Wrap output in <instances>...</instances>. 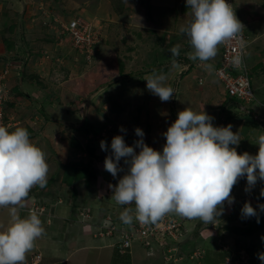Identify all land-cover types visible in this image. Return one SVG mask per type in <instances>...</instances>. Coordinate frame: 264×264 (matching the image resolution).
<instances>
[{
  "label": "rangeland",
  "instance_id": "obj_1",
  "mask_svg": "<svg viewBox=\"0 0 264 264\" xmlns=\"http://www.w3.org/2000/svg\"><path fill=\"white\" fill-rule=\"evenodd\" d=\"M87 1L89 0H0V74L6 70L8 71L6 78L3 80L2 88L10 97L8 102L11 103L14 108L16 107L17 109L18 107L21 109L19 114L29 118L31 114H41L43 110H46L43 104L45 95H34L28 101L26 98L20 97L13 92L15 89V77L13 74H20L19 70L21 69L9 66L8 61L17 54L21 58L23 57V47L20 42L24 28L25 37L30 44V51H32L31 55H29L30 58L27 56V60L24 64V67H26L25 77L31 74L36 75V78H33L31 81L37 84V82L40 81L37 79L38 77H40L42 82L45 80V78L41 76V73L47 72L50 73V82L54 81V79L58 80L57 83H53L56 87L44 85L46 89L48 88L46 93L53 94L51 98L55 99L54 102L56 106H58V127H61V123L69 125V128L67 127V132L71 131L75 134L73 139H75V137L78 138L76 141H73V143L71 142L69 148L66 149L67 157L66 152L57 147L54 141L52 143L48 141L49 145L44 144L47 148L46 152L48 153L47 156L49 159L47 160L49 165L48 175H50L48 178L54 177V180L57 179L63 182L65 176L63 174L58 176V174H60L58 170L65 169L66 171L64 164L65 167L67 165L70 167V164L74 165L80 162L85 165L92 163V169L95 170L97 179H94L91 184H87L85 179L78 181L79 184H74L79 191H76L77 197L74 198L75 207L73 206L70 210L73 211L71 213L73 216H80V213L83 212L87 221H82V223L92 228V231H95L96 235L99 236L101 233V229L99 228L105 221L103 227H108L110 223L116 221L124 224L120 218V214L125 206H120L111 199L112 192L109 185L118 184L119 179L123 177L125 172L122 171L118 173V176L114 178L104 168V161L106 157L111 154V141L115 136H123L127 146H134V142L140 139V137L136 136L135 129L140 128L145 133L144 142L149 147L157 151H162L163 145L166 143V139L162 134L167 131L168 127L173 122H175L178 112L187 107H191L196 112L205 111L208 115L214 117L213 125L216 127H227L231 124L233 126V132H240V144L238 146H232L237 148L239 154L245 152L252 155L257 154L259 151L257 139L261 134H264V130L261 128L262 125L257 124L258 122L255 123V116L247 117L246 115L245 120L247 121L243 124L241 130H239L240 120L238 122H226L228 111L225 106H227L228 101H230V96L225 93L224 84L215 74L210 78L208 85L205 84L204 86H199L200 74L197 76V79H193L192 77L189 79L183 77L182 80H178L177 77H174L172 80L166 79L164 83L175 90L173 98L168 102H162L159 97L147 90V82L143 80L145 75L151 74L154 70L158 74L161 72L165 74L167 70L159 67L169 64L168 62L172 56L167 47L170 49L172 45H167L166 47L165 44V47L161 48L160 46H163L162 41L158 42L155 38L156 32H151V34H149V39L146 40L149 46L145 48L142 42L144 46L142 47L140 45L139 47V51L140 49H146L145 51H148V58L143 55L137 58L133 54L134 51L127 52L129 44L124 41L127 35L126 31H130L129 28H134L135 32L128 33V36H130L137 34L136 28L146 29L149 28V26L151 28H162L165 30L174 28V24H169L177 22V17L173 15L174 12L172 11L174 5L176 9L180 6L181 9L184 10L182 13L185 12V14H188L179 22V24H181L179 27L180 31V29L185 27L191 20V14L186 7V0H124L123 4L126 6L125 15L121 18L119 17V19L118 15H113L115 20L117 19L116 21H119V25L122 24L123 27H112L110 21L99 22V19H96V25L100 23L103 27L102 31L99 30V39H102V37L103 39L109 37V43L102 44V46L101 44H94L91 49L92 51H90L92 53L88 55L89 57H85L81 56L79 54L80 52H77L78 49L75 47L74 41L68 38L67 35H64L62 26L77 17L83 20L86 19L88 23H92V21H89L90 19H87L94 18L92 13L85 14L86 11L83 12V9L89 10V8L84 7ZM234 1L238 3L237 10L240 21L242 20L243 22L246 16H248L246 17L248 20L250 14H254V18L251 17L253 20L251 25L256 24L258 29L261 28V25H264V21L262 23V20H264V0ZM94 8L95 4L93 3L90 10ZM147 13H150L152 17L148 16ZM84 14L87 17H85ZM169 18L170 20L167 24ZM105 27H107L106 32H104L106 29ZM247 30L244 28V33H247ZM260 34L261 37L258 41L262 44L261 48L264 49V28H262ZM182 35L184 34L182 33ZM52 39L56 40L55 45L50 44V42L45 43V45L41 43L42 41H51ZM250 40L249 38L248 42ZM181 43H183L182 48L187 47L191 50L186 37L182 39ZM10 44L14 46L12 49H10ZM130 47H132L131 44ZM24 50L26 49L24 48ZM64 50L65 52L67 51V56L62 62H59V60L55 58L50 59L53 54H62ZM46 52L49 54H46ZM184 52L182 54H185ZM44 54L46 56L45 59L37 58ZM125 55H130L132 58H127ZM48 56H50V58ZM181 58L183 61L186 59L182 56ZM215 58L220 59L221 53L219 52ZM215 58L207 62V64L212 65L210 70L199 60L195 61L196 67H199L197 68L199 69L198 72L201 73L202 76L207 77L209 73L214 71L216 65ZM121 61L127 62L123 74L119 72ZM57 64L62 66L60 70L57 68ZM263 64L262 67H264ZM38 68L41 70L38 71ZM58 70L61 75L56 77L55 71ZM190 80L191 82L189 85L192 84L191 87L188 86ZM28 81L31 82L30 79ZM251 81L255 96L256 93H259L258 101L264 102V72L260 73L257 78H255L253 72H251ZM34 86L35 88H41L40 91L44 89L41 84L38 85L39 87H37V85ZM194 89L195 91H193ZM223 100L224 102H222ZM23 103L30 105V109L35 110V108H38V111L32 110L31 112L30 110L28 112H23L25 110L27 111ZM221 103H224V105ZM73 105L75 106V110L78 107H82L80 115H84V118L94 125L95 133L86 135L83 132L82 127L85 125L86 120L84 121L83 119V122L81 121L80 124H75L77 122L76 119H71L70 121L71 113L59 112L64 107L70 109ZM218 105L220 107H218ZM223 107L226 109L225 115L223 113ZM249 107L255 111V114L264 118V106L261 103L256 102L249 105ZM116 108H118V110ZM231 108L236 113L237 117L241 118L237 106ZM12 109L10 107L6 109L9 122L11 120H13V122L16 121L18 117L16 116L18 112L14 109V111H16L15 114ZM77 112L76 110V113ZM72 116L76 117L73 113ZM78 120L80 121L79 118ZM64 125H62V127L66 128ZM121 127L125 129L124 132L120 131ZM40 130L41 128L39 127V130L36 132ZM245 130H247L246 133L244 132ZM49 134L51 135L50 132ZM102 140L107 141L109 151L106 152L101 149L100 142ZM88 145L91 146L88 147ZM40 146H43V144L41 143ZM78 146L86 149H94V156L90 157L91 155L89 156L87 152L78 149ZM139 151L140 149H136L137 153H139ZM61 156L66 157V161L64 160V162L68 161L67 164L61 160ZM119 167L124 168L126 171L123 158L120 161ZM72 170L74 173L75 170H77V172L83 171L79 167L72 168ZM102 177H104L106 181H100ZM54 180L46 184L41 198H46V194L51 192L50 187H54ZM246 187V177L241 178L234 186L231 193L232 197H234V202L232 204H228L227 201L224 203L223 215H221L214 224L221 226L220 229L216 230L213 224L203 223L199 219L190 220L173 214L184 223L183 227H185V236L178 242L179 249H177V251H183L184 256H182V260H179L176 264H227L225 261L229 255H227L226 251H231L233 254L230 264H252L250 261L251 257H254L253 260L256 261V264H261L257 255L259 253H264L263 240L261 239V237L264 236V230L261 235L253 237L251 241V239L240 238L239 236L227 233L224 229L225 225L236 226L248 221V218H243L239 213V218H237L236 221L230 219L233 213L238 212L236 209L237 201L244 200L239 203L241 209L246 202H260L255 197H261L260 191L264 188V181H258L255 187L249 192L245 191ZM35 189L41 188L36 187ZM78 193H80V199H78ZM37 196L38 195H33V198ZM261 198L264 199V197ZM30 199L29 197L25 199L27 210L32 208V201H29ZM62 200L65 203L66 200L61 199V201ZM252 206L255 207V205ZM126 207H132L134 209V205H128ZM96 217L97 219H95ZM80 218L82 219V217ZM92 218L99 221L100 225H94L91 221ZM134 221L135 220H133V222ZM88 230L90 231L91 229H87L86 231ZM107 231L108 229L103 232L102 237H107ZM95 233L91 232L92 235H95ZM254 242L257 247L252 251L253 254L241 250V247L244 245H249ZM170 244V246H167L168 249L175 247L172 245L173 241H170ZM145 247L146 244L135 243L132 260L128 258V264H130V262L132 264H166L165 257L168 258L170 256H172L170 258V263L167 264H175L173 262L175 254L164 252L168 249L162 247L159 243H151L148 247L150 249L149 251H151L150 254L153 256H148V251ZM105 251L111 250L108 249ZM157 251L159 252L158 254ZM34 252L38 253L41 252V250L29 251L26 254L33 256ZM63 254L64 257H58V255H56L57 257L53 259L54 262H56L55 264H70V262L73 264H85V262L87 264H97L100 255L104 257L100 264H111L110 260L106 261L105 252L100 253L90 250L80 255V258L83 260H78V256H72L70 252ZM162 257H164V260ZM41 264H44L43 261Z\"/></svg>",
  "mask_w": 264,
  "mask_h": 264
},
{
  "label": "clouds",
  "instance_id": "obj_2",
  "mask_svg": "<svg viewBox=\"0 0 264 264\" xmlns=\"http://www.w3.org/2000/svg\"><path fill=\"white\" fill-rule=\"evenodd\" d=\"M186 7L191 20L180 31L187 37L191 48L187 55L191 60H199L210 70L212 65L207 62L216 57L220 45L235 41L239 48L245 47L246 41L242 37L245 27L227 0H186ZM97 27L102 31L100 23ZM102 40L103 37L97 44ZM169 52L173 67H179L175 60L179 46H173ZM232 62L239 64L240 56L233 57ZM166 79L165 74L155 70L143 79L147 82V90L162 102L170 101L175 92L164 83ZM235 103L239 113L244 111L248 117L255 116L257 124L264 130V118L255 114L249 105ZM213 120L214 117L205 111L196 112L191 107L179 111L175 122L162 134L166 139L162 151L144 142L145 133L140 128L135 129L140 139L134 146H127L120 135L112 139L111 154L106 157L104 168L114 178L125 172L118 184L109 185L111 199L125 206L120 214L124 224L116 221V225L127 226L133 220L142 225L156 224L166 214L215 224L223 214L224 203L234 202L231 193L241 178L246 177V192L258 181H264V134L257 139V154H239L232 146L240 144V132H233L231 124L216 127ZM120 131L125 129L121 127ZM100 147L109 151L107 141L102 140ZM136 149H140L139 153ZM122 158L126 171L119 167ZM48 172L46 154L31 141L26 128L10 129L0 125V208H6L10 218L8 225L0 230V264H25L26 253L44 235L39 215L32 211L21 218L19 210L33 187L46 186ZM260 196L264 197V188ZM252 203L243 205L241 215L243 218L257 217L259 223V213ZM128 205H134V209L126 207ZM258 208L264 211V204H259ZM80 216L82 221H87L83 212ZM115 236L119 237L118 234ZM261 239L264 240V236ZM135 243L128 254L132 253ZM116 245L117 242L115 249L118 252ZM257 258L264 264V253H259Z\"/></svg>",
  "mask_w": 264,
  "mask_h": 264
},
{
  "label": "crops",
  "instance_id": "obj_3",
  "mask_svg": "<svg viewBox=\"0 0 264 264\" xmlns=\"http://www.w3.org/2000/svg\"><path fill=\"white\" fill-rule=\"evenodd\" d=\"M232 1H233L234 6L237 10L238 3L235 2L234 0H232ZM93 3L95 4V8L90 10V7ZM84 7L89 8V10L83 9V12L86 11L85 14L86 13H92V15L94 16V18H87V19H90L89 21H92V23L94 25L96 24V21H97L96 19H99V22L110 21L111 26L119 25V23H118L119 21H116L117 19L115 20V18L113 17V15H117V14L114 11L113 3H111L110 0H89V1H87V3H85ZM176 10H177V12H176ZM172 11L174 12L173 15L177 17L176 18L177 22H173V23H169V24H174V28H170L169 30H165L162 28L161 29L156 28L157 31H155V28H153V27L151 28L149 25H148L149 28H146L145 30L136 28L138 33L136 35L134 34V35L129 36V44H131L132 47H130V45H129L127 52L134 51L133 54L137 58L141 57L142 55L144 57L146 56V58H148V56H149L148 51H145L146 49L145 50L140 49V51H139V47H140V45L142 47L145 45V48L147 46H149L148 43L146 42V40L149 39V37H150L149 34H151V31L154 33L156 32V36L161 38L163 40V43H164L163 46H160L161 48H164L165 44H166V47H167V45H172V47L173 46H179V55L177 57H175V60H176L177 64L179 65V67H177V68L173 67V64H172L173 57H170L168 65H164V66L159 67V68H162L164 70L165 69L167 70L165 72V75L168 76L167 79L172 80L174 77H177L178 80H180V79L182 80L183 77L185 79H189L190 77H192L193 79H197V76H199V74H200L199 86H204L205 84L208 85L212 75L215 74V76H217L216 75L217 66L222 62L221 45L219 46L218 53H217V54H219V52L221 53V58L220 59L215 58L216 59V65L214 67L215 68L214 71L209 73V76H207V77L202 76L201 73L198 72L199 69H197V68H199V67H196V63H195L196 60L195 61L191 60L187 55L191 50L187 47L182 48L183 43H181V42H182V39L186 36L182 35V32L180 33L179 27L181 26V24H179V22L182 18L186 17L188 14L182 13L180 6H178V9H176L175 5L172 7ZM85 14H84V16L87 17ZM237 14H238V18L240 20L238 10H237ZM85 17H84V19H85ZM246 17H248V16H246ZM246 17L243 20V22H242V20H241V22L243 23L246 30L248 29L247 35L251 39L249 41L247 62H248V65L251 69V72H253V76L255 78H257L260 73L264 72V67H262V64L264 63V49L261 48L262 44H260V41H258V40H260V37H261L260 32L262 31V28H264V25H261V28L258 29L256 27V24L251 25L253 23L252 18H254V14H250V17L248 18V20L246 19ZM118 19H119V17H118ZM169 20H170V18L167 20V24H168ZM185 21H186V19H185ZM263 21L264 20H262V23H263ZM105 28L106 29L104 30V32H106V30H107V27H105ZM67 37L70 38L68 34H67ZM186 39H187V37H186ZM48 42H50V44H54V45L56 44L55 39H52L51 41H49V40L42 41L41 43L45 45V43H48ZM142 42L144 43V45ZM108 43H109V37L108 38L106 37V39H103L102 42L99 43L98 45L101 44V46H102V44H108ZM167 49L169 50L168 47H167ZM183 52L185 54H182ZM68 53H69V51H68ZM46 54H49V53L46 52ZM29 55H31V54L30 53L28 54V58H30ZM80 55L84 56L82 54H80ZM66 56H67V51L65 52V50H64V52L62 54H59V55L53 54L51 56V58H50V56H48V57L50 59L55 58V59L59 60V62H62L66 58ZM125 56H127V58L128 57L132 58V56H130V55H125ZM181 56L185 57L186 59L184 61L181 60L182 59ZM45 57L46 56L44 54V55L37 57V58L38 59H42V58L45 59ZM26 60H27V57L25 59V62H26ZM8 62L12 63L13 68L21 69V70H19L20 74H17V73L13 74V76L15 77V85H14L15 89L13 90V92L15 94L19 95L20 97L26 98L28 101L34 95L35 96H38L39 94H41L42 96L45 95L44 100H43V104L46 107V110H43V113L36 114V115L31 114V117L26 118V117H23V115L19 114V112H21V109H19L18 107L16 109V107L14 108L11 103L7 102L8 104H6V106H5V111H6L7 107H10L11 109L13 108L12 111L14 113L16 111L18 112V114L16 115V116H18L17 120L15 119L16 121H14V122H13V120H11L9 122L8 117H7V121L9 123V128L14 129L18 126L26 128L28 130V132L30 133L31 141L34 144H36L38 147H40L43 150V152L46 154V160H49V159L47 156L48 153L46 152L47 148L44 146V144L49 145L48 141L51 143L54 141L56 143L57 147H59L61 150H64L66 152V157H67L66 149L69 148L71 142L73 141V137L75 136V134L72 133L71 131L67 132V127L69 128V125H64L63 123H61V127L60 128L58 127L59 126L58 125L59 122L57 120L58 106H56V103L54 102L55 99L51 98L53 94L46 93L48 91V88L46 89V87L44 86V85H48V87H51V86L56 87L53 83L54 82L57 83L58 80L54 79V81L50 82V80H49V74L50 73L44 72V73H41V76L43 78H45V80L42 82L40 77H38L37 79H39L41 82L39 81V82H37V84H35L31 80L33 78H36V75L31 74V75L25 77V75H26V73H25L26 67H24L25 62H23V61H19V62L8 61ZM61 67H62L61 65L59 66L57 64V68H59V70ZM40 70L41 69L38 68V71H40ZM59 70L55 71L56 77L61 75ZM30 76H31V78H28ZM29 79L31 82L28 81ZM17 80H18V82H17ZM190 82H191V80L188 82L189 87L192 86V84L189 85ZM40 84H41L42 88L44 87L43 91H40L41 88L40 89L35 88V86H34V85H37V87H39L38 85H40ZM30 90L33 93H31ZM73 90H74V88H73ZM193 91H195V89ZM256 96H257L256 99L258 101L259 93H256ZM222 102H224V100ZM257 103H261L264 106L263 101H258ZM23 104H25V103H23ZM221 104L224 105V103H221ZM225 105H226V102H225ZM25 106H26L27 111L25 110L23 112H28L30 110L32 112V110H34V109H30V105L25 104ZM218 107H220V106L218 105ZM225 107L227 108V106H225ZM225 107H223L224 115H225V110H226ZM81 108L82 107H78L76 109L78 112L76 113L75 106L73 105V106H71L70 109H68V107H64L59 112L60 113H66V112L71 113L70 121H71V119H76L77 122L75 124H80V122L83 119L85 121L84 115H80ZM14 109L16 111H14ZM35 110L38 111V108H35ZM40 112H41V110H40ZM72 113L75 114L76 117L72 116ZM6 115H7V113H6ZM78 115H79V117H78ZM78 118L80 119V121L78 120ZM245 118H246V116H244V119L241 122L242 125L239 126V130H241L243 124H245V122L247 121V120H245ZM19 119H21V120H19ZM254 120H255V118H254ZM22 124H24V125H22ZM62 125L66 126V128L62 127ZM39 127L41 128V130L39 132H36L37 130H39ZM70 127L72 128L71 125H70ZM56 129H57V131H56ZM51 130L53 131V133ZM75 130H76V128H75ZM54 131H55V133H54ZM246 131L247 130H245L244 132L246 133ZM249 131H251V130H249ZM49 132L51 133V135L49 134ZM50 136H51V139H50ZM41 143L43 144V146H40ZM66 157L61 156V160H63V162H64ZM67 162H64V163L67 164ZM64 168H65V164H64ZM58 172L60 173V174H58V176H60L61 174H63L64 176L66 175L65 169L58 170ZM48 176H50V175H48ZM52 180H54V177H51L50 179L47 177V184L50 183V181H52ZM78 181H80V180L74 181V183L71 184L69 182H66L65 180L63 182H60V180H57V179L54 180L53 181V182H55V184L53 185L54 187H50L51 192L46 194L47 195L46 198H41V196L44 193V188L35 189L36 188L35 187V188L31 189L28 197H29V199L31 198L29 201H32V207L34 205H36L39 208L43 207L45 209V214H43V215L38 214L41 221L43 222V227L45 229V233L41 238H39L35 242L34 248L30 251H35L37 249H40L41 252L44 253V261H43L44 264H55L56 262H54L53 259L55 257H57L56 255H58V257H64L63 253L66 254L69 252L72 253V256H74V255L78 256V260H83L82 258H80V255L85 254L86 252H88L90 250L100 252V253L105 252L106 261L110 260L111 264H128L129 263L128 258H129V260H132L131 258L133 256V251L131 254H127L124 256L120 255L115 249V244L119 240L118 236L109 237V238L100 237V236L96 235L95 231H92V228H90L91 229L90 231L95 233V235L94 234L92 235L89 230L86 231L87 229H89V226H86V224L82 223V219L80 218L81 216H79V215L73 216V214H71L73 211L70 209L73 206L75 207L74 198L77 197L76 191L77 192L79 191L77 189V186H75L74 184L75 183L79 184ZM100 181H106V180L104 179V177H102V179ZM32 190H33V192H32ZM79 194L80 193H78V197H79L78 199H80ZM33 195H38V196L33 198ZM61 199H65L66 200L65 203L63 200H62L63 201L62 202ZM25 204H26V200L24 201L23 208H21L19 210V215L21 216V218L26 217L30 213L29 210L26 209ZM9 219L10 218L8 215V210L6 208H0V230H2L4 227H6L8 225ZM95 219H97V217ZM91 221L96 226L100 225L99 221L94 220L93 218ZM153 244H155V243H153ZM108 249H110L111 251H105ZM146 250L148 251V256H153L150 254L151 251H149L150 250L149 248H146ZM72 251H74V252H72ZM158 253L159 252L157 251V254ZM154 255H156V254H154ZM182 256H184L183 251H176L173 262L176 264L179 260H182V258H181ZM102 258H104V257L102 255H100V257L98 258L99 260H97V264H100V262L102 261ZM72 259H73V257H72ZM162 259L164 260V257H162ZM72 261H74V260H72ZM70 264H73V263L70 262ZM85 264H87V263L85 262ZM130 264H132V263L130 262Z\"/></svg>",
  "mask_w": 264,
  "mask_h": 264
},
{
  "label": "built area",
  "instance_id": "obj_4",
  "mask_svg": "<svg viewBox=\"0 0 264 264\" xmlns=\"http://www.w3.org/2000/svg\"><path fill=\"white\" fill-rule=\"evenodd\" d=\"M227 3L233 5L236 16L238 18L237 10L232 0H227ZM239 19V18H238ZM64 35H69L70 39L74 41L75 47L80 54L85 57L92 52L94 44L99 42L100 27L93 23L83 20L79 17L74 18L66 24H63ZM243 40L246 41V45L243 49L239 48L235 41L224 43L221 45L222 49V62L216 69V75L218 79L224 84L226 93L238 102H243L249 105L256 100L255 92L251 81V69L247 62L248 39L242 31ZM239 55L241 62L239 64H233V57ZM8 71L0 74V125L9 127L7 121V115L5 106L10 97L6 91L3 90L2 84L4 78H6ZM242 108H244L242 106ZM35 211L37 214H43L45 209L33 206L29 209V212ZM86 217V216H85ZM106 222V221H105ZM105 222L100 226V235L103 236V232H106L108 237L119 235V241H117L116 248L120 255H126L131 252L135 242H144L146 246H150L152 242L159 243L162 247L170 246V241L179 242L184 237L183 222L173 214H166L156 224L142 225L138 221L122 226L116 225L115 222L110 223L108 227H103ZM109 223V222H108ZM173 245V244H172ZM168 249V248H167ZM176 247L169 248L165 252L169 254H175ZM170 257H165L166 263H170ZM230 260L226 261L230 264ZM43 261V254L40 252H34L32 255L26 254L25 264H41Z\"/></svg>",
  "mask_w": 264,
  "mask_h": 264
},
{
  "label": "trees",
  "instance_id": "obj_5",
  "mask_svg": "<svg viewBox=\"0 0 264 264\" xmlns=\"http://www.w3.org/2000/svg\"><path fill=\"white\" fill-rule=\"evenodd\" d=\"M110 1H111V3H113L114 11L118 15V17H120V18L123 17L125 15V13H126V6L123 4V1L124 0H110ZM183 11L184 10H182V12ZM147 15L150 16L151 14L150 13H147ZM150 17H152V16H150ZM117 26H119V25H117ZM120 26L123 27L122 24ZM129 29H130V31H126L127 32V35L124 38V41H126V43H128V44H129V36H128V33L129 32L130 33L135 32L134 31V28H129ZM22 33H23V35H22V38H21V42L20 43L22 44V47H23L22 48V50H23L22 51L23 57L21 58L17 54L14 57L16 60L14 58H11V59H9L10 61H16V62L23 61V62H25V57H27L29 53L30 54L32 53V51H30L31 47L29 45V42L27 41V39L25 37L26 35H25L24 28H23V32ZM245 35H246L247 39H249V36L247 35L246 32H245ZM155 38H156V40L158 42L159 41H162V43H163V40L161 38H159L158 36H155ZM126 46H128V45H126ZM12 47H14V46L10 44V49H12ZM24 48L26 50H24ZM8 65L12 67V63H9ZM126 65H127V62L121 61V64L119 66V72L121 74L124 73V69L126 68ZM122 76H125V75H122ZM28 78H31V76L28 77ZM256 101H257V99H256ZM235 102H236V99H234V98L232 99L230 97V101H228V103H227L228 115L226 116V122H229V121L238 122L240 120V124H241L242 120L244 119V116H246V115H245L244 111H241V113L239 114L241 116V118L240 117H237L236 113L231 108L233 106L234 107L237 106ZM116 109L118 110V108H116ZM85 120H86L85 121L86 123L82 127L83 128V132L86 135H91V133H95L94 125L89 120H87V119H85ZM240 124H239V126H240ZM76 139L77 138L73 139V141H76ZM73 141H72V143H73ZM89 146H91V145H88V147ZM78 149H81L82 151L84 150L85 152H87L89 154V156L91 155L90 157L94 156V153H95V150L94 149H91V148L90 149L89 148L86 149V148H82L81 146H78ZM75 167H79L80 169H82L83 170L82 171L83 173L82 172H79V171L77 172V170H75V173H74V171L72 170V168H75ZM65 168H66V175H65V179L64 180L66 182L71 183V184H73L74 181L83 180V179L86 180V183L87 184L88 183L91 184L94 179H97L96 172H95V170L92 169V163H89V164L85 165V164H83V163L80 162V163L74 164V165L73 164H70V167H69V165H67ZM255 198L258 201H260L259 203H257V202H253L252 203V205H255L254 208H257V211L259 213V217H258L259 218V223H257V217H251V218H248V221L247 222L241 223L240 225H236V226L235 225L234 226H228V225L226 226L225 225L224 229H225V231L227 233H230V234L239 236L240 238L251 239V241L253 240V237H257V236L261 235L262 231L264 230V211H260L259 208H258V205L259 204H264V199L263 198H260V197H255ZM242 201H244V200L237 201V208L236 209L238 210V212L233 213L232 214V217L230 216L231 217L230 219H232L233 221H236L237 218H239L238 213L241 215V208L239 206V203H241ZM224 216H226V215H224ZM218 218H220V216ZM221 218H224V217H221ZM220 228H221V226H219L217 224L216 225V230L217 229H220ZM254 243H251L249 245H244L243 247H241V250L247 251L249 254H253L252 251L257 247L256 246V243L255 244ZM262 244H263V247H264V240L262 241ZM173 245L177 249H179L178 248L179 247L178 246L179 245L178 242L173 241ZM226 253H227V255H229L228 258H231V256L233 255L231 253V251H226ZM228 258H226V261H227ZM253 259H254V257H251V260H250L251 263L252 264H256V261H254ZM226 261H225V263H226Z\"/></svg>",
  "mask_w": 264,
  "mask_h": 264
},
{
  "label": "water",
  "instance_id": "obj_6",
  "mask_svg": "<svg viewBox=\"0 0 264 264\" xmlns=\"http://www.w3.org/2000/svg\"><path fill=\"white\" fill-rule=\"evenodd\" d=\"M215 229H216V225H214Z\"/></svg>",
  "mask_w": 264,
  "mask_h": 264
}]
</instances>
